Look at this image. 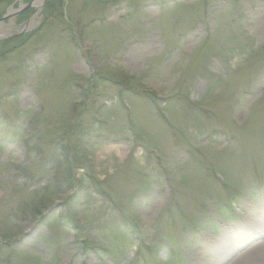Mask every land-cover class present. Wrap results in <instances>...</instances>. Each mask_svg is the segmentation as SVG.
Instances as JSON below:
<instances>
[{
    "label": "rangeland",
    "instance_id": "obj_1",
    "mask_svg": "<svg viewBox=\"0 0 264 264\" xmlns=\"http://www.w3.org/2000/svg\"><path fill=\"white\" fill-rule=\"evenodd\" d=\"M11 9L0 264H264V0Z\"/></svg>",
    "mask_w": 264,
    "mask_h": 264
},
{
    "label": "water",
    "instance_id": "obj_2",
    "mask_svg": "<svg viewBox=\"0 0 264 264\" xmlns=\"http://www.w3.org/2000/svg\"><path fill=\"white\" fill-rule=\"evenodd\" d=\"M13 15H9V16H7V17H5V18H3L1 21H0V23H3V22H5L8 18H10V17H12Z\"/></svg>",
    "mask_w": 264,
    "mask_h": 264
},
{
    "label": "bare ground",
    "instance_id": "obj_3",
    "mask_svg": "<svg viewBox=\"0 0 264 264\" xmlns=\"http://www.w3.org/2000/svg\"><path fill=\"white\" fill-rule=\"evenodd\" d=\"M214 248V247H213Z\"/></svg>",
    "mask_w": 264,
    "mask_h": 264
}]
</instances>
